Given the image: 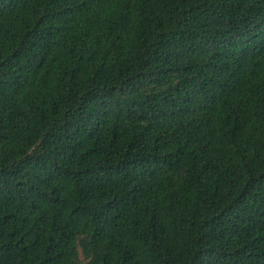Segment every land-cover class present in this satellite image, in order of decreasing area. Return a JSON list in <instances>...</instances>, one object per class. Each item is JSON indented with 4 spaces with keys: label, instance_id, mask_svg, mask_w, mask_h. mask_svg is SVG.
I'll use <instances>...</instances> for the list:
<instances>
[{
    "label": "trees",
    "instance_id": "16d2710c",
    "mask_svg": "<svg viewBox=\"0 0 264 264\" xmlns=\"http://www.w3.org/2000/svg\"><path fill=\"white\" fill-rule=\"evenodd\" d=\"M0 264H264V0H0Z\"/></svg>",
    "mask_w": 264,
    "mask_h": 264
}]
</instances>
